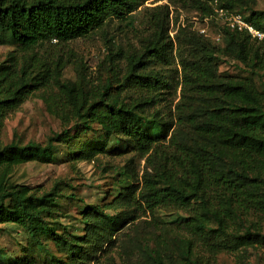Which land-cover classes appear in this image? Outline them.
Here are the masks:
<instances>
[{"label":"trees","instance_id":"obj_1","mask_svg":"<svg viewBox=\"0 0 264 264\" xmlns=\"http://www.w3.org/2000/svg\"><path fill=\"white\" fill-rule=\"evenodd\" d=\"M145 1L0 0V44L16 46L0 66V131L8 114L36 92H41L51 114L66 125L72 122L50 136L46 144L0 142V224H16L25 230L26 251L51 253L49 246L53 242L66 255L68 264H84L96 258L104 243L131 219L132 215L123 211L109 213L105 207L91 206L83 211L84 234L67 227L59 231V202L66 196L65 190L55 185L51 191L37 193L11 180L14 167L30 161H52L57 142L69 141L92 129L94 123L101 125L107 138L115 135L123 149L139 151L166 140L179 121L190 124L194 130L193 148L180 142L192 153V176L180 180L167 169L160 170L158 178L145 174L146 185L140 197L152 210L165 207L175 212L172 222L188 233L178 249L185 259H191V264H200L198 258H193L199 242L227 236L228 220L239 215L230 208L228 199V211L222 209L213 192L222 186L232 190L264 184V177L251 175L236 157H231L245 147L264 152V90L257 88L252 77L226 75L220 73L219 67L220 61L229 57L244 64L251 73L264 75V40L226 27L221 29L220 41L194 32H180L175 39L170 35L165 5V22L160 31L144 39L140 49L125 54V72H121L118 61L124 55L110 48L105 59L108 74L96 88L87 89L89 81L85 76L77 81L63 79L70 59L63 48L50 50L45 59L40 55L39 49L45 48L46 53L47 44L53 40L57 41L55 45H64L103 30L113 18L126 20ZM254 2L182 0L186 7L197 9L201 19L213 14L215 4L231 11L249 10L250 21L264 30V9H256ZM176 49L180 54L188 52L181 55L182 70L186 78H193L202 88L188 94L186 104L178 107L177 118L172 111L164 113L156 108L168 100L177 85L171 67ZM106 140L90 143L87 149L72 146L71 154L75 159L93 157L107 145ZM121 173L127 175L130 170L125 166ZM131 187L118 189L106 208L135 204L138 198ZM246 236L252 238L255 234L247 230ZM15 262L0 260V264H47L31 254ZM51 262L54 264L56 259ZM162 262L159 259L158 264Z\"/></svg>","mask_w":264,"mask_h":264},{"label":"rangeland","instance_id":"obj_2","mask_svg":"<svg viewBox=\"0 0 264 264\" xmlns=\"http://www.w3.org/2000/svg\"><path fill=\"white\" fill-rule=\"evenodd\" d=\"M254 1L256 9H264V0ZM165 5H168L169 10L171 37L178 39L177 34L180 32L199 34L200 28L207 27V23L201 20V13L183 5L182 0H146L126 20L113 18L103 30L64 45H55L57 41L53 40L47 44L46 53L45 48H40L39 53L45 59L50 50L63 48L64 54L67 52L70 57L63 70V79L77 81L85 76L89 81L87 89L95 87L108 74L105 59L111 52L110 48L124 55L118 61L121 72H125V54L140 49L144 39L160 31L165 22ZM241 13L249 19V10ZM208 28L213 36L220 30L213 21H209ZM14 50L15 45L0 44V66ZM187 53L183 51L180 54L177 49L174 51L171 67L177 85L168 95V100L156 106L163 109L164 113L172 111L176 118L179 115L178 107L186 104L188 94L202 89L193 78H186L182 70L181 55ZM219 67L220 73L226 75L252 77L257 88L264 90V75L251 73L244 64L224 57ZM71 125L72 122L66 125L51 114L41 92H36L20 108L8 114L0 131V142L7 144L14 140L23 144L29 141L46 144L50 136ZM193 137L194 130L190 124L179 121L166 140L154 143L149 150L123 149L118 145L115 135L107 138L101 125L94 123L92 129L69 141L57 142L52 161H30L14 167L11 180L27 185L37 193L51 191L55 185L65 190L66 196L59 202L61 212L56 223L59 231L67 227L75 233L84 234L82 215L91 206L105 207L109 213L123 211L132 215L121 229L114 232L112 239L104 243L96 258L84 264H158L159 259H162V264H191V259H185L178 249L179 242L188 233L172 222L175 212L165 207L152 210L140 193L145 189V174L158 178L160 170L167 169L180 180L192 176V153L181 142L193 148ZM97 140H106L107 145L97 151L95 156L73 158L72 146L87 149L90 143ZM231 157H236L237 162L247 168L251 175L264 177V152L245 147ZM125 166L130 170L127 175L121 173ZM209 174L212 175V172L209 171ZM126 186L134 189V197L138 198L134 200L135 204L106 208L105 205L117 196L118 189ZM213 195L217 204L227 211L225 202L228 199L230 208L239 215L228 220L227 236L200 241L193 258H198L200 264H264V184L253 188L239 186L232 190L222 186ZM213 225L216 226V223ZM247 230L255 236H246ZM27 245L28 234L23 228L16 224H0L1 261L16 263L18 258L31 254L43 263L52 264L54 258L58 264H68L66 255L58 251L53 242L49 246L51 253L38 249L26 251ZM72 264L81 262L74 261Z\"/></svg>","mask_w":264,"mask_h":264},{"label":"built area","instance_id":"obj_3","mask_svg":"<svg viewBox=\"0 0 264 264\" xmlns=\"http://www.w3.org/2000/svg\"><path fill=\"white\" fill-rule=\"evenodd\" d=\"M207 23V27H202L199 32L205 36L211 37L213 40H221L223 27L228 28L231 31H237L240 33H247L253 38L258 40H264V30L257 28L243 13L238 11H231L227 8L214 5L213 14L206 16L203 19ZM215 20L220 24L219 32L214 36L209 32V21Z\"/></svg>","mask_w":264,"mask_h":264}]
</instances>
